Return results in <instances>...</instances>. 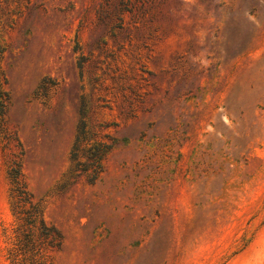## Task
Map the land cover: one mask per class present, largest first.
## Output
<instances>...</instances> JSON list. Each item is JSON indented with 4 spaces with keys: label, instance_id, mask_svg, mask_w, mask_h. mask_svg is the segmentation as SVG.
I'll return each instance as SVG.
<instances>
[{
    "label": "rangeland",
    "instance_id": "obj_1",
    "mask_svg": "<svg viewBox=\"0 0 264 264\" xmlns=\"http://www.w3.org/2000/svg\"><path fill=\"white\" fill-rule=\"evenodd\" d=\"M0 83V264L16 171L51 264H264V0H0Z\"/></svg>",
    "mask_w": 264,
    "mask_h": 264
},
{
    "label": "trees",
    "instance_id": "obj_2",
    "mask_svg": "<svg viewBox=\"0 0 264 264\" xmlns=\"http://www.w3.org/2000/svg\"><path fill=\"white\" fill-rule=\"evenodd\" d=\"M3 107L0 83V119L4 115L1 111ZM72 152L73 154L81 152L78 142H75ZM104 153L102 152L97 162L103 158ZM97 168L100 169L99 164H97ZM9 177L11 184L10 207L15 218L14 239L8 250L9 262L10 264H51L49 253L52 249L59 248L61 236L53 226L46 223L41 201L35 200L28 191L20 172H9ZM96 179L97 172L89 178V181L94 182Z\"/></svg>",
    "mask_w": 264,
    "mask_h": 264
}]
</instances>
